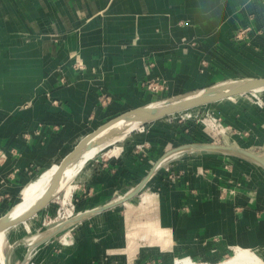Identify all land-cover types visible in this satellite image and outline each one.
<instances>
[{
    "label": "crops",
    "instance_id": "0c3cea01",
    "mask_svg": "<svg viewBox=\"0 0 264 264\" xmlns=\"http://www.w3.org/2000/svg\"><path fill=\"white\" fill-rule=\"evenodd\" d=\"M262 76L264 0H0V217L108 120ZM150 82L162 86L152 91ZM202 107L228 126L225 134L172 116L135 128L89 165L77 212L147 179L139 193L29 253L25 240L53 228L41 226L50 203L32 218L36 234L7 237L8 264H216L239 248L264 260V90ZM69 230L72 244H62Z\"/></svg>",
    "mask_w": 264,
    "mask_h": 264
},
{
    "label": "water",
    "instance_id": "95a60500",
    "mask_svg": "<svg viewBox=\"0 0 264 264\" xmlns=\"http://www.w3.org/2000/svg\"><path fill=\"white\" fill-rule=\"evenodd\" d=\"M264 90V76L262 77H253L246 78L240 80H231L224 81L218 84H215L209 88H205L199 91H195L189 93L187 95L165 99L160 101H155L143 106H139L130 110L123 112L122 114L108 120L101 126H99L94 131L85 135L76 145L75 147L67 153L58 164V168L53 174L51 178V182L44 192V194L34 203L32 207H30L26 212L21 214L16 218H11L10 212L0 217V232H6L14 227L22 224L35 216H37L42 210H44L50 202L55 198V196L59 193L60 189L58 188L60 178L64 168L71 162H77L84 152L92 146L93 139L99 135L101 132L111 127L115 123L119 121H129V120H137L139 121V125H144L145 123L158 120L167 116H171L177 114L183 110L191 109L194 107H198L201 105L211 104L226 98L235 97L238 95H242L248 92H258ZM155 103H162L160 105H155ZM210 146L219 147L218 145L210 144ZM223 147V146H221ZM249 155H254L252 152L244 150ZM146 180L141 182L138 186H136L129 194L119 198L113 202L105 204L99 208H93L83 213H78L73 218L62 221L60 223L52 225V230H50L47 235L43 236L32 242H25L29 246V253L33 250L41 241L49 238L52 235H55L60 230L70 226L71 224L81 220L83 217L95 213L103 211L107 208L120 204L122 202L127 201L128 199L134 197L139 193V191L146 184ZM58 188V189H57ZM29 255V254H28ZM7 261H8V256ZM0 264H3L0 261Z\"/></svg>",
    "mask_w": 264,
    "mask_h": 264
},
{
    "label": "bare ground",
    "instance_id": "6f19581e",
    "mask_svg": "<svg viewBox=\"0 0 264 264\" xmlns=\"http://www.w3.org/2000/svg\"><path fill=\"white\" fill-rule=\"evenodd\" d=\"M160 104L162 103H155V105H160ZM202 106L203 105L191 109H186L177 114L185 118H191L199 115L203 111H206L202 109ZM197 110L198 113L195 112ZM139 126H140L139 121L137 120H129V121L121 120L115 123L114 125H112L111 127L107 128L103 132H101L99 135H97L93 139L92 146L89 147L84 152L81 158L77 162L69 163L64 168L58 188L61 189L63 186H66V193H68L71 190V188L74 187L75 178L74 176H72L74 170H77L79 169L80 166H83L82 172L80 173L81 175L79 174V176L77 177L79 181V179L83 178L89 172L90 168L88 164L97 155V153H100L101 150L106 149L112 145H116L117 143L122 141L130 131H132L134 128H137ZM58 164L59 162H55L51 164L41 173V175H39L37 178L34 177V179L31 180L24 187V189L20 194L19 203L14 205L10 210L11 218H16L21 214H23L24 212H26L44 194V192L46 191V189L48 188L51 182V178L53 174L58 168ZM77 179L75 182H77ZM74 216H76V214ZM19 230H20V226L18 225L9 231L0 232V261L3 264H8L6 254L4 252V247L7 237L10 236L11 239H15ZM176 264H198V263L190 258H181L177 260ZM200 264H212V263L203 262ZM216 264H264V260L260 256V254H258L257 251L255 250L239 248L236 250V252L232 257Z\"/></svg>",
    "mask_w": 264,
    "mask_h": 264
},
{
    "label": "rangeland",
    "instance_id": "374dc122",
    "mask_svg": "<svg viewBox=\"0 0 264 264\" xmlns=\"http://www.w3.org/2000/svg\"><path fill=\"white\" fill-rule=\"evenodd\" d=\"M162 86V85H161ZM161 86H159L160 88H161ZM149 90H151V89H149ZM160 101V100H159ZM205 106H209V104H207V105H205ZM211 106V105H210ZM206 107V108H207ZM202 108H205V107H202ZM199 110V109H198ZM198 110L197 111H195L196 113H198ZM205 110H207V109H205ZM212 113V111H204V112H201L199 115H197V116H194V117H191V118H185V117H183V116H180L179 114H174L171 118H177V119H179V120H193V119H195L196 121H199L198 119H206V116L208 115V114H211ZM213 115H215V116H217V117H219L217 114H215V113H212ZM133 130H135V128L133 129ZM112 146H110V147H108V148H106V149H103V150H101L100 151V153H97V155L89 162V164H88V166L89 165H91L93 162H95V161H97L101 156H103L110 148H111ZM101 155V156H100ZM81 167V166H80ZM79 167V169H77V170H74V172H73V175L72 176H74V187H72L71 188V190L68 192V193H66V186H63L61 189H60V191H59V193L55 196V198L50 202L51 203V207L49 208V210H48V213H47V217L45 216H42L43 218H42V221H41V226L42 227H49L51 224H49V221H50V217H52V216H54L57 212H58V208H63V207H65V205H63V200L65 199V198H68V199H72V201L75 203V205H76V200H75V197H76V190H77V188L79 187V183L81 182L80 181V179H79V181H78V179H77V173L82 169V167L80 168ZM46 169V168H45ZM45 169H43L38 175H36L35 176V178H37L39 175H41V173L45 170ZM34 179V178H33ZM76 179H77V182H75L76 181ZM79 182V183H78ZM78 183V184H77ZM77 185V186H76ZM21 194V193H20ZM66 196V197H65ZM19 198H20V195H19ZM19 198H18V200H17V202L14 204V205H16V204H18L19 203ZM13 205V206H14ZM67 206V205H66ZM76 210H77V207H76ZM78 213V212H77ZM19 226H20V230L18 231V233H20V232H29V233H27V234H23V233H21L20 235H19V239L20 238H22V236L24 237H26V235H28V234H32V235H34V234H36V231H34L33 229H35L36 227H38V223H37V220L36 219H30V220H28V221H26V222H24V223H22V224H19ZM31 230H33V231H31ZM70 231H71V234H72V230H69L68 232H67V234L68 235H66V233H64V234H62L61 236H60V241L62 240V238L64 237V236H66V237H68L69 235H71L70 234ZM35 232V233H34ZM73 233H74V231H73ZM24 237V238H25ZM69 240H73L72 238H70ZM26 241H28V242H30V240H28V238L26 239ZM9 242H10V239L9 238H7V240H6V243H5V247H4V252L6 253V251H7V249H8V245H9ZM62 244H67L66 242H61ZM68 244H72V243H68ZM24 264H33L32 262L31 263H24ZM199 264V263H198Z\"/></svg>",
    "mask_w": 264,
    "mask_h": 264
},
{
    "label": "built area",
    "instance_id": "2783aa9c",
    "mask_svg": "<svg viewBox=\"0 0 264 264\" xmlns=\"http://www.w3.org/2000/svg\"><path fill=\"white\" fill-rule=\"evenodd\" d=\"M244 32L245 31L240 30L237 33V37H242V35H244ZM161 85L162 84H160L159 82H150L146 86L148 89H151L152 91H157L160 89L159 86H161ZM171 116H173V115H171ZM198 120H202V119H198ZM202 122L207 124L208 127L213 132H215L216 134H225L228 130V126L223 123L222 119L220 117L213 115L212 113L208 114L206 116V119L204 118L202 120ZM141 127L142 126L140 125L139 128H141ZM63 205H65V207L58 208L57 209L58 212L54 216L50 217L49 224L54 225V224L60 223L62 221L70 219L75 214H77L76 205L72 201V199L65 198L63 200ZM66 235H68V234L66 233ZM70 238H72V236H70V235L68 237L64 236L62 238L61 242L70 243V242H72L71 240H69Z\"/></svg>",
    "mask_w": 264,
    "mask_h": 264
}]
</instances>
